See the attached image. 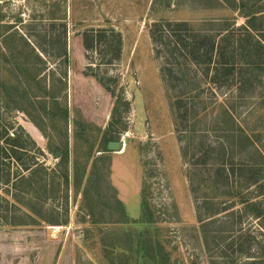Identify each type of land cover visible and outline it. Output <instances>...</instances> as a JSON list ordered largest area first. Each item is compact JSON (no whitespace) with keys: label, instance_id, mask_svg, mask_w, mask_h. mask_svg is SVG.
<instances>
[{"label":"rangeland","instance_id":"rangeland-1","mask_svg":"<svg viewBox=\"0 0 264 264\" xmlns=\"http://www.w3.org/2000/svg\"><path fill=\"white\" fill-rule=\"evenodd\" d=\"M200 3L0 2V119L24 131L38 149L32 154L46 168V176L36 174L31 188L21 182L16 190L5 188L9 196L0 190V196L12 205L5 212L0 200V264L264 261V195L252 200L260 204L263 215L244 217L239 203L249 199L252 188L246 189L237 180L220 186L224 188L218 192L209 191L210 197L222 195L211 200L215 207L232 204L231 212L236 213L227 219L213 217L218 222L210 231L218 228L224 233L211 231L213 238L204 241L196 216V205L202 201H195L189 190L190 166L181 155L170 94L148 35L149 26L157 21L199 25L226 18L243 24L236 12L203 10ZM9 29L16 34L5 46L2 35ZM100 29L120 35L118 60L113 50L108 51L111 37L108 48L94 38L95 46L86 50L83 34ZM27 42L34 52L29 53ZM103 50L104 55L100 54ZM25 86H31L33 93L27 95L31 101L19 95ZM16 87L17 91L12 89ZM204 89L197 102L205 114L190 121L194 131L186 137L209 134L219 149L218 143L226 138L209 130L216 127L214 120L225 99ZM236 115L240 127L256 130L264 156V105L253 113L243 110ZM110 143H118V149L109 150ZM233 148L238 154V147ZM15 167L12 164V173ZM247 235L254 237L252 258L240 254L246 250Z\"/></svg>","mask_w":264,"mask_h":264},{"label":"trees","instance_id":"trees-1","mask_svg":"<svg viewBox=\"0 0 264 264\" xmlns=\"http://www.w3.org/2000/svg\"><path fill=\"white\" fill-rule=\"evenodd\" d=\"M200 2L203 10L229 9L236 12L243 20V24L236 25L226 18L205 20L199 25L187 21H157L149 26L148 35L153 54L160 61L161 78L170 94V107L181 155L188 159L187 164L190 166L189 190L195 201H202L199 206L196 205V216L204 241L208 242V238H213L211 231L217 234L224 233L218 228L210 231L218 222L212 218L223 215L222 218L227 219L236 213L231 212L232 204L221 208L215 207L211 200L222 195L210 197L211 190L218 192L224 188L220 186L227 187L237 180L239 184H244L246 189L252 188V191L247 193L249 199L242 198L239 203L243 207L241 210L243 216L259 219L263 215L260 204L252 200L264 195V156L257 144L256 130H253V133L240 127L237 122L239 116L236 114L241 115L243 110L253 113L264 105V94L261 93L264 87V0H200ZM19 22L22 23L21 20ZM12 33L9 29L2 35L5 46H8L5 44L6 41H13L16 33ZM83 35L86 39V50H92L95 46L94 38L98 40L99 45L103 44L106 48L111 40L113 43L110 44L112 46L108 51L115 52L113 54L115 60L120 58L121 37L116 32L100 29ZM25 44L29 48V53L34 52L28 42ZM103 53L106 51L100 52L104 55ZM198 73L201 74V78H198ZM1 86L9 94L6 85ZM205 87L213 91V95L223 96L225 99L219 106L220 110L217 112L219 116L214 120L216 127L209 130L212 133L221 132L222 137L226 138L218 143L219 149L211 143L209 134L202 133L196 138L189 139L186 137L188 132L194 131L190 123L193 120L198 121L201 119L199 117L205 114V108L199 109L197 102ZM12 89L17 91V87ZM32 93L31 86H25L19 95L29 98L27 95ZM44 94L49 95L47 92ZM36 97L34 95V98ZM217 124L222 126L219 127ZM198 138L200 140L195 143L194 139ZM233 147H238V154H235L236 149ZM33 151L38 152V149L23 130L14 129L10 123H3L0 119V190L7 196L9 191L6 192L5 188L12 187L16 190L21 182H26L27 187L31 188L39 174L46 176V168L41 160L32 154ZM236 159L239 162L234 164ZM12 164L16 165L13 173ZM0 200L7 212V207L11 204L2 196ZM2 218L0 217V220ZM5 219L8 221L6 215ZM238 224H241V221ZM253 238L251 235L244 238L246 250L240 254L245 258H252L250 251ZM219 239L223 240L221 236ZM261 264H264V261Z\"/></svg>","mask_w":264,"mask_h":264},{"label":"water","instance_id":"water-1","mask_svg":"<svg viewBox=\"0 0 264 264\" xmlns=\"http://www.w3.org/2000/svg\"><path fill=\"white\" fill-rule=\"evenodd\" d=\"M1 1H4V0H0V2H1ZM118 147H119L118 143H110V144L108 145V149H109V150H117Z\"/></svg>","mask_w":264,"mask_h":264}]
</instances>
